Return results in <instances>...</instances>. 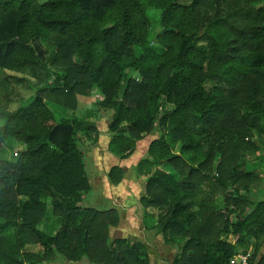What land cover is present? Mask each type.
I'll return each instance as SVG.
<instances>
[{
	"label": "trees",
	"instance_id": "trees-1",
	"mask_svg": "<svg viewBox=\"0 0 264 264\" xmlns=\"http://www.w3.org/2000/svg\"><path fill=\"white\" fill-rule=\"evenodd\" d=\"M9 72L42 85L14 111ZM94 90L121 161L159 135L137 165L140 203L146 227L177 249L173 264L251 250L257 264L264 0H0V264H150L143 243L111 238L117 210L82 205L92 185L80 146L101 132L93 112L59 122L51 105L76 110ZM10 140L25 146L14 161L1 156ZM125 174L113 168L110 183Z\"/></svg>",
	"mask_w": 264,
	"mask_h": 264
},
{
	"label": "rangeland",
	"instance_id": "rangeland-1",
	"mask_svg": "<svg viewBox=\"0 0 264 264\" xmlns=\"http://www.w3.org/2000/svg\"><path fill=\"white\" fill-rule=\"evenodd\" d=\"M151 15L153 19H156L154 11H151ZM7 74L14 76L12 79L14 83L11 97L12 103L10 104V110L14 111L34 97L42 85L24 74L10 72ZM136 77L138 78L139 76L136 75ZM53 83L54 79L50 81V84ZM102 101L103 98L100 92L94 90L89 96H78L76 110H64L51 105L59 122L71 119H85L87 118V112H93V120L101 132V136L97 141L84 140L80 146L85 155L92 185V190L84 196L82 205L103 211L117 210L121 220L119 226L111 230L110 236L112 239L127 238L132 242L143 243L149 250L150 264H173L177 249L166 245L163 235L158 230H151L146 227L143 221L145 210L140 203L144 195L145 180L139 176L137 165L140 161L146 159L150 144L159 135L156 132L147 136L137 144L136 151L131 158L121 161L109 149L111 140L109 123L113 112L101 109L99 104ZM261 146L262 157L260 156V158L250 161L260 170L264 168V144L261 143ZM24 149L25 146L23 144L10 140L5 145L1 156L6 160L14 161L18 153ZM188 161L196 165L200 160L190 155ZM115 167H121L126 171L125 178L119 186L112 185L109 180V174ZM254 201H264V189ZM146 233L149 236L145 235ZM26 250L30 251V253H32L31 251L37 253L40 247L28 246ZM53 264H68V262L59 257Z\"/></svg>",
	"mask_w": 264,
	"mask_h": 264
},
{
	"label": "crops",
	"instance_id": "crops-1",
	"mask_svg": "<svg viewBox=\"0 0 264 264\" xmlns=\"http://www.w3.org/2000/svg\"><path fill=\"white\" fill-rule=\"evenodd\" d=\"M149 233V232H148ZM145 235H148L149 234H145ZM123 239H127V238H123ZM128 240V239H127ZM27 249V248H26ZM27 251V250H26ZM28 252V251H27ZM32 253H35L33 251H31ZM30 253V251H29ZM37 253H41V250H37ZM252 253V250L250 251V254ZM256 263L257 264H264V242L262 243V247L260 248L259 250V254H258V257H257V260H256ZM69 264V263H68ZM76 264H90L88 261L84 260V261H81V263H76Z\"/></svg>",
	"mask_w": 264,
	"mask_h": 264
},
{
	"label": "built area",
	"instance_id": "built-area-1",
	"mask_svg": "<svg viewBox=\"0 0 264 264\" xmlns=\"http://www.w3.org/2000/svg\"><path fill=\"white\" fill-rule=\"evenodd\" d=\"M251 254L241 255L236 257L231 264H250Z\"/></svg>",
	"mask_w": 264,
	"mask_h": 264
}]
</instances>
